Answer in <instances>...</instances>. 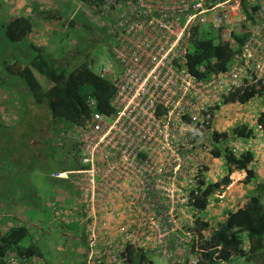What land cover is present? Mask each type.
Returning a JSON list of instances; mask_svg holds the SVG:
<instances>
[{"label": "built area", "instance_id": "obj_1", "mask_svg": "<svg viewBox=\"0 0 264 264\" xmlns=\"http://www.w3.org/2000/svg\"><path fill=\"white\" fill-rule=\"evenodd\" d=\"M73 4L69 17L79 13L95 34L108 35L118 66L98 73L114 86L109 113L93 112L86 127L61 121L48 133L58 163L49 176L78 202L65 213L76 219L80 240L206 237L209 226L197 225L204 216L192 202L205 185L223 97L264 84V0ZM202 33L226 45L225 63L189 56ZM224 195L217 189L212 198ZM81 242L83 264H127L129 248L165 264L199 263V241Z\"/></svg>", "mask_w": 264, "mask_h": 264}, {"label": "trees", "instance_id": "obj_2", "mask_svg": "<svg viewBox=\"0 0 264 264\" xmlns=\"http://www.w3.org/2000/svg\"><path fill=\"white\" fill-rule=\"evenodd\" d=\"M58 16L62 13L57 14ZM75 17L66 14L61 21L72 25ZM84 25L87 24L83 21ZM31 29V20L27 15L19 14L9 17L3 25V35L9 42H17L27 36ZM192 40V50L189 56L195 61L205 60L210 62L218 58L221 64L228 58V49L222 42L215 40L212 34L204 35ZM37 51L29 60L28 64L15 70L28 90L33 102L44 105L48 111V120L54 127L59 122L69 121L80 127H86L93 112L109 113L112 110L111 98L114 86L106 77L93 71L87 64L65 68L71 64L67 59L62 62H52L40 53V48L31 45ZM42 76L47 82L45 86L40 83ZM253 95L262 97V108L255 115V122L264 133V84L255 83L244 88L241 92H231L223 97V102H244ZM92 97L94 105L91 107L87 99ZM232 136L249 138L254 130L248 122L240 121L231 126ZM228 132L223 129L213 134V139H226ZM213 156L222 155L225 163L224 173L217 179H206L205 185L196 195L194 205L204 216L205 209L214 208V202L220 200L226 203L225 195L219 199L212 194L215 190L221 191L230 182L229 173L233 169H243L244 175L240 179L242 183L255 182L254 192L245 195L244 201H236L233 207H221V217L208 224L207 220L197 219L198 226H209V233L199 240H264V180H256V174L251 166L253 152L246 147L234 150L229 144L217 146L213 142L211 147ZM202 175V173H200ZM254 177V180L252 178ZM199 181L203 179L198 177ZM212 200V201H211ZM213 202V203H212ZM223 206V205H222ZM216 212L218 210H215ZM204 213V214H203ZM74 232L79 231L76 220L69 223L62 221ZM66 223V224H65ZM198 229V227H197ZM28 233V228L23 222L9 224L0 229V240H22ZM198 264H264V241H199ZM40 257V250L34 243L22 245L21 241H0V264L16 260L27 264L32 258ZM36 258V259H37ZM77 264H83L79 261ZM127 264H151L149 258L143 253L129 248Z\"/></svg>", "mask_w": 264, "mask_h": 264}, {"label": "rangeland", "instance_id": "obj_3", "mask_svg": "<svg viewBox=\"0 0 264 264\" xmlns=\"http://www.w3.org/2000/svg\"><path fill=\"white\" fill-rule=\"evenodd\" d=\"M64 1L66 0H59L58 6H62ZM67 6L72 10L73 0H67L64 7H59L60 13H63ZM76 15L72 25L58 21L52 26L51 36L40 52L54 63L67 59L71 64L65 65L66 70L79 63H85L96 73L106 68L117 73L118 66L114 65L108 35L95 34V29L91 30L89 26H85L79 13ZM1 49L0 46V51ZM36 52L34 51L31 57ZM107 60L112 62L110 67ZM102 73L107 77L106 72ZM35 74L40 78L43 86L47 85L42 76ZM6 79L8 83L3 84V87L7 85L14 89L16 87L12 94L13 103L14 107L20 111V117L14 122H2L0 118V225L7 227L9 224L16 223L17 219H23L21 221L28 228V233L22 240H80L76 232L65 229L60 218V214L63 218L67 216L65 213L67 210L75 211L78 202L62 179H53L48 176L52 169H57V162L50 154L45 155L41 150L51 152L49 145L42 143L46 142V134L49 133L47 108L35 102V105H32L29 103L32 98L28 97V93H19V83H14L18 79L15 73L9 72ZM253 101L256 102L258 109L262 107L261 96L254 95L246 100V103L251 104ZM236 106L240 109V104ZM223 107L225 110L223 126L228 134H232L231 126L239 121L230 115L234 112L235 105ZM235 114L238 115L236 110ZM248 122L255 130L253 121L248 120ZM35 136L39 145L43 146L41 149L35 148ZM255 138L261 139L262 142L248 145L246 143L248 139L238 137L235 144L236 147L247 146L251 149L254 157L251 162L253 168L257 167V163H262L261 157L258 156L255 159V156L259 153L260 147L264 146V137L255 136ZM12 158L15 160L12 161ZM218 160L222 162L223 159L220 156ZM218 167L220 170L217 172L223 173L224 161ZM6 198L11 203H8ZM226 198L227 195L223 200ZM19 215L24 217H17ZM64 221L69 223L72 220L67 216ZM29 243H34L40 250V257H35L37 259L32 260L31 264H77L83 256L81 241H21L22 245ZM148 258L152 264H165V261L157 256Z\"/></svg>", "mask_w": 264, "mask_h": 264}, {"label": "crops", "instance_id": "obj_4", "mask_svg": "<svg viewBox=\"0 0 264 264\" xmlns=\"http://www.w3.org/2000/svg\"><path fill=\"white\" fill-rule=\"evenodd\" d=\"M58 2L59 0H0V46L2 47L0 51V118H2V122H6V121L14 122L20 117V111L14 107L15 105L13 103L14 96L12 94L16 89V87L14 89V87L8 85L5 87L2 86L3 84L8 83L6 79L7 74H9V72L16 74L15 70L19 69L24 64H27L31 58V55L34 52V50L31 48V45L38 46L41 49L45 44V42L48 41V39L51 36L50 32L52 26L56 24L58 21H61L60 19L66 16V14L69 12L70 8L69 6H67V8H65V10L63 11L62 15L58 16L57 14H59L61 11V8L59 7H64L65 4L67 3V0L64 1L65 3L62 2V6L61 5L58 6ZM49 10H56V11L54 12L52 11V13L48 15L47 12ZM19 14L27 15L30 18L31 29L27 34V36L21 39L20 41L9 42L8 40L5 39L3 35V25L7 21V19H9V17ZM1 55H4V57H1ZM14 83H19L20 86L19 93L21 94L28 93V97L31 98L28 90L25 88L19 76L17 81ZM29 103L35 105L33 100H30ZM239 108L240 109H238V106H235L234 112L230 113V115H232L233 118L238 117V119H241L242 121L245 122H248V120H252L253 124H255L254 127L256 128L254 130L253 136L250 137L251 140H249L250 138H248V140H246V143L250 145V143L262 142L261 139L255 138V136L264 137V133L259 128L256 127L255 118H254L257 112L262 107L258 109L256 102L253 101L251 104H248L246 103V101H244L240 104ZM235 110L239 115L235 114ZM223 112H225L224 108L223 111H221L218 114V119H217L218 123L222 124V127L224 121ZM237 139H238L237 137H227L228 143L236 144ZM34 140H36L34 144L35 148L41 149L43 146L39 145L38 143L39 141H37L36 136L34 137ZM42 143L44 145H49V148L52 153L51 152L48 153L45 150L43 151V149H41L42 152L45 155L50 154L51 157L54 159L53 154L55 156L56 152L53 147V143L50 142V140L49 142L43 141ZM222 143H223L222 141H219L216 144L218 145ZM246 147L247 146L241 148L243 149ZM258 156L261 157L262 163H257V167L253 168V170L256 174V180H264V146L260 147L259 153L255 156V159L258 158ZM219 157L220 156L209 158L207 170L205 171V177L208 180L217 179L224 173V172L223 173L217 172L218 170H220L218 166H221V163L223 162V160L222 162L218 160ZM14 160L15 158H12V161ZM56 166L58 167L57 163ZM223 170L225 171V168ZM243 175H244L243 169H233L229 173L230 182L228 183L227 187L224 190L225 196L227 195L226 203H223V201H216L214 203L212 202L214 204V208L207 207L205 209L206 210L205 214L203 213L204 219L208 221V224H213L214 221L218 219V216L221 217V212H220L221 207H226V208L233 207L232 204L234 202L244 201L245 195L254 192V190L256 189L255 182L250 181L248 183H242L240 179L243 177ZM6 201L8 203H11V201L7 198ZM215 210L218 211L216 212ZM70 216L72 217L71 220H75L73 214H71ZM17 217L23 218L24 216L19 215ZM60 218H62V221H64L66 217L63 218V215L60 214ZM21 220L23 221V219H17L18 222H22ZM3 228L4 227L0 225V229ZM65 229L67 231L72 230L66 225H65ZM17 264H23V263L18 261Z\"/></svg>", "mask_w": 264, "mask_h": 264}, {"label": "clouds", "instance_id": "obj_5", "mask_svg": "<svg viewBox=\"0 0 264 264\" xmlns=\"http://www.w3.org/2000/svg\"><path fill=\"white\" fill-rule=\"evenodd\" d=\"M71 11V9L69 10V12ZM69 12L67 13V14H69ZM28 64V63H27ZM25 65V64H24ZM255 84V83H254ZM250 85H252V84H250ZM249 86V85H248ZM248 86H246V87H248ZM246 87H244V88H246ZM243 88V89H244ZM242 89V90H243ZM242 90H236V91H231V92H235V93H239V92H241ZM231 92H229V93H231ZM228 93V94H229ZM228 94H226V96L228 95ZM254 96V95H253ZM252 96V97H253ZM225 97V96H224ZM251 98V97H250ZM261 100H262V97H261ZM242 102H238L237 100H234V101H232V100H230V101H227V102H223V99H222V101H221V104H220V106H219V109H218V114L223 110V106H225V105H230V106H233V105H235L236 106V104H241ZM239 115V114H238ZM216 118L218 119V116H216ZM255 118V117H254ZM234 119H236L238 122H240V121H242L241 119H238V117H236V118H234ZM48 122V124H47V128L49 127V129L52 127V125H50V119L47 121ZM238 122H236V123H238ZM256 123V122H255ZM235 124V123H234ZM233 124V125H234ZM221 125V126H220ZM232 125V126H233ZM217 126H218V128H220L219 129V131H221V130H223L224 129V126L222 127V124H220V123H218V121H217ZM256 127L257 128H259V125L258 124H256ZM217 132V131H216ZM215 134V133H214ZM49 135L48 134H46V142L48 141L49 142V138L50 137H48ZM227 137H234V136H232V134H228V136ZM252 137V136H251ZM238 138V137H237ZM250 138V137H249ZM248 139V138H247ZM219 141H222L223 143L222 144H218L217 146H222L223 144H225V143H227V144H229L235 151L236 150H239V149H242L241 147H236L235 146V144H233V143H228V140H227V138L224 140V139H218V140H214L213 139V135H212V138L210 139V142H211V147H212V144H213V142H215V143H217V142H219ZM211 151V150H210ZM212 154V153H211ZM219 156H221L222 157V155H219ZM53 157H54V159L56 160V156H54V154H53ZM211 157H216V156H211ZM210 157V158H211ZM222 159H223V157H222ZM209 161V160H208ZM56 162H57V160H56ZM58 164V163H57ZM207 166H208V163H207ZM58 168V167H57ZM54 170V169H53ZM52 171V170H51ZM50 171V172H51ZM49 172V173H50ZM49 173H48V176H49ZM205 179H207L206 177H205ZM228 185V184H227ZM227 185L224 187V189L227 187ZM223 190V189H222ZM225 193V192H224ZM212 200H213V198H212ZM211 200V201H212ZM65 217H67V216H65ZM70 220L72 219V217H68ZM75 219V218H74ZM76 220V219H75ZM76 234H78V233H76ZM82 258H83V256H82ZM34 259H36V258H32L31 259V261L28 263V264H31V262H32V260H34ZM78 261H82V263H83V259H79ZM17 262L18 261H16V260H9V264H17ZM223 264V263H222Z\"/></svg>", "mask_w": 264, "mask_h": 264}, {"label": "water", "instance_id": "obj_6", "mask_svg": "<svg viewBox=\"0 0 264 264\" xmlns=\"http://www.w3.org/2000/svg\"><path fill=\"white\" fill-rule=\"evenodd\" d=\"M52 11L54 12V11H56V10H49V11L47 12V14L49 15L50 13H52Z\"/></svg>", "mask_w": 264, "mask_h": 264}]
</instances>
